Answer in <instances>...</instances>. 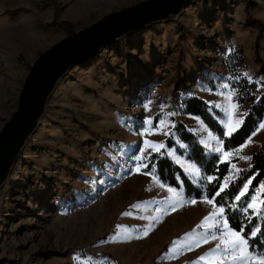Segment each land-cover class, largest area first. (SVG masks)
I'll list each match as a JSON object with an SVG mask.
<instances>
[{
    "label": "rangeland",
    "instance_id": "rangeland-1",
    "mask_svg": "<svg viewBox=\"0 0 264 264\" xmlns=\"http://www.w3.org/2000/svg\"><path fill=\"white\" fill-rule=\"evenodd\" d=\"M144 1L0 0V130L16 111L36 59L69 36L54 21L55 11L77 33ZM231 55L243 62L236 78L224 68ZM240 77L264 93V0H191L69 69L0 187V264H212L208 254L219 240L195 241L213 205L169 192L132 157L145 140L163 144L173 162L199 178L196 165L165 148L169 135L185 148L173 133L178 121L230 164L226 177L235 180L250 162L240 157L260 148L264 129L225 158L219 138L180 109L183 98H200L221 113L226 133L228 102L221 93L235 89L232 82ZM217 104L222 107H212ZM239 105L231 110L233 123L248 111ZM154 153L148 147L144 155ZM254 195L262 200L260 187ZM173 241L180 242L174 253Z\"/></svg>",
    "mask_w": 264,
    "mask_h": 264
},
{
    "label": "trees",
    "instance_id": "trees-1",
    "mask_svg": "<svg viewBox=\"0 0 264 264\" xmlns=\"http://www.w3.org/2000/svg\"><path fill=\"white\" fill-rule=\"evenodd\" d=\"M55 20L68 30V35L74 33L70 23L58 21V11H55ZM242 64L238 55H231L225 61L224 68L230 78H236L237 70ZM232 86L238 93L239 104L248 106V111L243 118V123L230 136L224 135V128L219 123L222 118L221 113L210 108L200 98L196 96L183 98L180 109L183 115L199 118L219 138L225 152L241 147L255 132L264 117V93L261 94L255 83H250L240 77L232 82ZM211 90L215 91L216 89L211 86ZM173 133L177 137V141L182 143L185 148L181 149L173 140L172 135L166 139L165 148H175L178 155L185 156L187 161L196 165L200 170V177L193 179L188 176L164 150L149 156V159L146 160L148 167L144 168V172L151 173L162 185L181 191L185 199L202 200L207 197L213 199L217 207L223 205L225 207L224 216L228 220L229 227L236 231L243 228L245 236H250L252 231L259 229L256 236L252 237L253 242L258 241L256 252L259 253L261 245H264V220L254 215L251 210L245 214L240 205L246 204L260 185H264V141L260 148L251 155L249 166L242 170L238 177L230 182L223 192H220L219 196H216L215 193L220 190L223 180L229 173L230 164L221 162L218 154L209 153L199 144L198 138L190 133L181 122L175 121ZM204 177H213V179L209 182ZM249 179H251V184L248 191L240 201H235L233 196L239 194L242 184ZM261 197L264 200V190H261ZM233 204H236L237 207H231ZM262 209L264 210V205H262ZM249 217L251 218L249 219ZM249 250H252L251 246Z\"/></svg>",
    "mask_w": 264,
    "mask_h": 264
},
{
    "label": "water",
    "instance_id": "water-1",
    "mask_svg": "<svg viewBox=\"0 0 264 264\" xmlns=\"http://www.w3.org/2000/svg\"><path fill=\"white\" fill-rule=\"evenodd\" d=\"M190 1L149 0L109 13L43 52L29 70L16 111L0 130V187L27 139L38 127L56 83L69 69L85 62L116 39L168 18Z\"/></svg>",
    "mask_w": 264,
    "mask_h": 264
},
{
    "label": "snow or ice",
    "instance_id": "snow-or-ice-1",
    "mask_svg": "<svg viewBox=\"0 0 264 264\" xmlns=\"http://www.w3.org/2000/svg\"><path fill=\"white\" fill-rule=\"evenodd\" d=\"M225 88H228V84L224 85ZM224 96V99L228 102L225 111L228 114V122L226 124L227 132L224 135H231L233 131H235L236 126L243 123V120H236L235 123L232 122V109H238L240 107L238 102V93L235 89L228 91L226 94L221 93ZM212 107H222V105H214ZM151 127V120L145 121ZM160 124H165V121L161 120ZM260 128L264 129V124L259 125ZM159 130V129H157ZM145 131H148L146 129ZM167 134V133H165ZM251 143V140H249ZM148 147H151L154 151L159 152L164 148L163 144H149L147 140L144 141V147L137 148L139 155H133L132 159L136 161L137 169L146 168L148 165L146 163H142V161L149 159V157L145 156L144 153ZM216 152H221L222 148L217 146L215 148ZM237 153L241 151V149L236 150ZM233 155L232 152H223V156L225 158L231 157ZM240 159L251 160L252 157H244L241 156ZM232 168L236 169V165L232 164ZM193 174L195 176H199L200 172L198 169H193ZM239 172V169H237ZM151 175V173H149ZM204 179L211 182L213 177H204ZM232 179V176L229 175L224 179V186L220 188L218 192L215 193L216 196L220 195V192L224 191V188L227 187L229 181ZM251 184V179H249L246 183L242 184V190H239V194L233 196L235 201H240L241 197L245 195L248 191L249 185ZM260 189L264 190V185H260ZM169 192L172 191L171 188L168 189ZM205 203L213 205V211L209 216L204 218V222L198 227L203 228L204 232L200 234L199 238L195 241L196 246H199L201 243H208L211 240H219V243L216 245L215 249L212 250L208 254L209 257H212V264H216L218 261L219 264H224L225 260H231V264H264V245H261V251L259 253L256 252V244L258 241L253 242L252 237L256 236V233L259 229L252 231L250 236H245L243 228L240 231L233 230L229 227L228 220L224 218L225 207L223 205L217 207L214 204L213 199H208L205 197ZM179 203V201H177ZM190 203L195 204L196 201L192 200ZM258 203L260 205H264V200L258 201V197L256 195L252 196L250 200L244 204L240 205L242 211L247 214L250 209L255 211V214L261 218H264V210L258 207ZM175 208V204L172 205ZM231 207H237L236 204H233ZM219 217V218H218ZM251 217H249L250 219ZM151 227V225H149ZM144 234H147V230H144ZM139 238V237H137ZM179 241H173V247L169 249V252H175L177 245H179ZM251 246V251L249 250ZM189 250H191V245H188ZM205 256H201L200 260H205Z\"/></svg>",
    "mask_w": 264,
    "mask_h": 264
},
{
    "label": "crops",
    "instance_id": "crops-1",
    "mask_svg": "<svg viewBox=\"0 0 264 264\" xmlns=\"http://www.w3.org/2000/svg\"><path fill=\"white\" fill-rule=\"evenodd\" d=\"M192 117H193V116H192ZM193 118L197 119V117H193ZM261 124H264V119H263V121L261 122ZM259 125H260V124H259ZM260 129H261V128L259 127L254 133H257ZM254 133H253V134H254ZM253 134H252V135H253ZM194 168H195V167H194ZM195 169H198L197 166H196ZM198 170H199V169H198ZM199 172H200V170H199ZM199 176H200V175H199ZM197 177H198V176H197Z\"/></svg>",
    "mask_w": 264,
    "mask_h": 264
}]
</instances>
